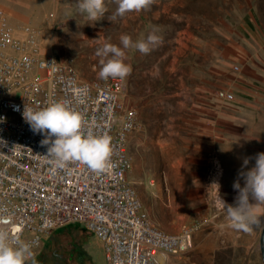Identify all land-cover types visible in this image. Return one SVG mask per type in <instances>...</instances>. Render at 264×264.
<instances>
[{
    "label": "rangeland",
    "instance_id": "1",
    "mask_svg": "<svg viewBox=\"0 0 264 264\" xmlns=\"http://www.w3.org/2000/svg\"><path fill=\"white\" fill-rule=\"evenodd\" d=\"M105 3L94 22L77 0H0V8L19 31L36 29L44 54L73 62L88 80L98 75L103 43L120 45L121 34L144 39L153 30L162 37L147 53L125 50L132 71L123 100L137 111L127 178L150 222L178 232L199 222L207 206L222 208L214 181L228 201L233 182H243L238 173L264 152V0H152L122 16L115 15L117 0ZM221 89L233 97L219 96ZM33 253L39 264H106L101 243L80 223L55 229ZM171 264H191L190 249Z\"/></svg>",
    "mask_w": 264,
    "mask_h": 264
},
{
    "label": "built area",
    "instance_id": "2",
    "mask_svg": "<svg viewBox=\"0 0 264 264\" xmlns=\"http://www.w3.org/2000/svg\"><path fill=\"white\" fill-rule=\"evenodd\" d=\"M125 88L124 79L81 78L73 62L42 52L35 28L19 31L0 8V218L10 217L0 227L14 246L29 243L33 251L55 229L80 223L101 243L106 264H171L192 247L202 222L178 232L154 225L127 178L137 111L124 102ZM217 94L233 97L222 89ZM58 99L83 113L85 128L112 136V166L94 172L79 162L65 169L48 162L43 136L21 113Z\"/></svg>",
    "mask_w": 264,
    "mask_h": 264
},
{
    "label": "clouds",
    "instance_id": "3",
    "mask_svg": "<svg viewBox=\"0 0 264 264\" xmlns=\"http://www.w3.org/2000/svg\"><path fill=\"white\" fill-rule=\"evenodd\" d=\"M152 0H117L115 15H124L129 11H140L150 6ZM79 10L91 21L102 18L107 11L105 0H77ZM120 45L105 42L97 48L96 55L102 57L98 76L107 80L109 77L124 79L132 71L127 62L126 49L135 48L147 53L162 42V37L155 30L146 38L133 41L128 34H121ZM106 58V59H104ZM18 108L19 106H15ZM22 117L34 133L43 136L41 145H47L45 156L48 162L58 169H65L69 164L79 162L89 170L103 172L112 166V136L107 132L96 133L85 128V118L81 111L70 106L66 99H58L45 106H25ZM251 157L243 159V166L249 164ZM254 164L238 173L243 178V186L239 179L232 187L238 190L233 204H228L219 193L216 185L214 203L222 207L227 214V224L220 223L235 230L248 232L264 227L261 217L255 211L256 206L264 205V152H258ZM5 222L10 217H3ZM0 264H39L29 243L14 246L9 231L0 227Z\"/></svg>",
    "mask_w": 264,
    "mask_h": 264
},
{
    "label": "crops",
    "instance_id": "4",
    "mask_svg": "<svg viewBox=\"0 0 264 264\" xmlns=\"http://www.w3.org/2000/svg\"><path fill=\"white\" fill-rule=\"evenodd\" d=\"M15 10V9H14ZM16 17L25 16L19 10H15ZM19 18V19H20ZM244 182V181H243ZM243 182L241 185L243 186ZM238 190L229 195L226 203L233 204ZM207 206L204 215L201 216L202 226L193 234V243L190 248L191 264H221L218 261L224 254L222 264H262L260 259V235L263 227L244 232L225 226L219 228L220 223L227 224V214L223 208L211 210ZM258 214H264V205L255 208ZM264 221V216L261 217ZM262 258V257H261Z\"/></svg>",
    "mask_w": 264,
    "mask_h": 264
},
{
    "label": "water",
    "instance_id": "5",
    "mask_svg": "<svg viewBox=\"0 0 264 264\" xmlns=\"http://www.w3.org/2000/svg\"><path fill=\"white\" fill-rule=\"evenodd\" d=\"M259 243H260L259 246H260L261 257H262V260L264 261V227L262 228V231H261Z\"/></svg>",
    "mask_w": 264,
    "mask_h": 264
},
{
    "label": "trees",
    "instance_id": "6",
    "mask_svg": "<svg viewBox=\"0 0 264 264\" xmlns=\"http://www.w3.org/2000/svg\"><path fill=\"white\" fill-rule=\"evenodd\" d=\"M71 250L76 251V249H71ZM77 250H78V248H77ZM77 252H78V256H79V258H80L81 260L84 259V257H85V253H84L82 250H78Z\"/></svg>",
    "mask_w": 264,
    "mask_h": 264
},
{
    "label": "bare ground",
    "instance_id": "7",
    "mask_svg": "<svg viewBox=\"0 0 264 264\" xmlns=\"http://www.w3.org/2000/svg\"><path fill=\"white\" fill-rule=\"evenodd\" d=\"M221 168H222V167H221V164H218V169H219V170L217 171L216 179L219 178V176H220V170H221Z\"/></svg>",
    "mask_w": 264,
    "mask_h": 264
}]
</instances>
